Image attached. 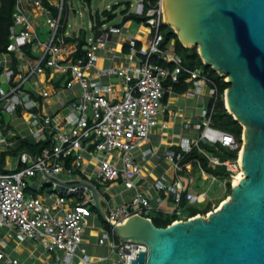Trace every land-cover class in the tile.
Masks as SVG:
<instances>
[{
    "label": "built area",
    "instance_id": "obj_1",
    "mask_svg": "<svg viewBox=\"0 0 264 264\" xmlns=\"http://www.w3.org/2000/svg\"><path fill=\"white\" fill-rule=\"evenodd\" d=\"M66 12V0H16L10 42L0 54V112L9 117L0 123V153H9L6 171L0 173V230H7V238H0V264H23L10 255L11 241L35 242L45 256L42 264H131L136 253L147 252V245L118 238L115 226L135 214L147 217L150 210L182 215L183 200L191 204L200 198L192 188L193 166L182 164L184 156L199 142L238 147L230 133L212 127L213 106L208 103L198 137L182 138L178 151L162 155L171 163L173 177L149 181L143 161L158 156L150 136L153 129L167 127L173 86L190 83L188 94H206L209 102L216 99V88L202 70L185 66L170 43L163 45L162 0H136L132 13L145 19L133 35L126 31L131 20L95 25L84 45L78 41L80 33L66 30ZM113 35L124 39L121 46L127 51L117 49ZM72 37L75 41L68 40ZM47 83L53 87H45ZM61 91L70 93L54 111L46 101ZM16 121L25 128L14 130ZM45 133L50 143L41 153L18 149L21 140L36 144ZM206 156L211 165L224 166L232 179L242 170L239 156L224 161ZM143 179L147 184L140 183ZM96 182L123 184L133 195L114 203L102 196ZM89 185L101 197L109 229L90 223L100 216ZM47 186L54 192L37 193ZM57 187L66 194L55 191ZM161 193L171 198V210H161ZM88 231L96 234L87 239ZM87 244L104 246L108 254L92 255Z\"/></svg>",
    "mask_w": 264,
    "mask_h": 264
},
{
    "label": "water",
    "instance_id": "obj_2",
    "mask_svg": "<svg viewBox=\"0 0 264 264\" xmlns=\"http://www.w3.org/2000/svg\"><path fill=\"white\" fill-rule=\"evenodd\" d=\"M162 18L182 45L197 46L203 63L230 83L224 102L243 126V176L206 216L157 227L135 214L115 233L147 245L131 264H264V0H162ZM89 187L108 224L99 193ZM55 191L66 194L63 187Z\"/></svg>",
    "mask_w": 264,
    "mask_h": 264
},
{
    "label": "trees",
    "instance_id": "obj_3",
    "mask_svg": "<svg viewBox=\"0 0 264 264\" xmlns=\"http://www.w3.org/2000/svg\"><path fill=\"white\" fill-rule=\"evenodd\" d=\"M152 3H156L157 0H149ZM16 0H0V54L2 52H6V47L10 42L9 39V28L13 23V14L15 12ZM53 11L54 8H52ZM123 19L121 21V25L126 21L131 20L132 22H136L138 25L141 23L145 17H139L129 10H124ZM115 16V8L114 6L111 9H103L102 11H96L94 14H91L92 19H94V23H96V27L106 23V20L111 19ZM105 17V19H101ZM161 32L164 35L163 45L172 42L173 50L176 54L181 56L183 60V64L189 68L200 69L205 75L212 81V86L216 88L217 96L216 99L209 102V106H213L211 125L212 127L219 129L221 131L230 133L238 147L234 150H230L226 147H223L219 144L211 145L204 142H199L198 146L193 147L192 150L186 154L182 160V164L191 163L194 170H202L208 175L214 176L219 179H223L226 182V187L228 189L229 196L231 194V181L232 174L226 170V168L222 165H211L208 157L212 156L218 158L220 161H224L226 159L235 160L238 158L243 140V126L233 117L232 114L228 112L225 107L224 102V92L230 86V83L226 81L225 75H220L217 71H215L210 65L204 64L200 55L198 54L197 46L186 47L182 45L180 40L178 39L177 34L174 30L164 22L161 25ZM83 35V36H82ZM80 45H84L86 42V37L84 34L80 35ZM161 64H164L161 62ZM0 123L5 124L6 121L3 117V114L0 112ZM49 140L47 137V133L45 136L41 138L38 143H32L28 140H21L19 150H26L32 154L41 153L42 149L49 145ZM178 151V150H177ZM15 153V152H13ZM8 152L0 153V173H4L6 171V157L8 156ZM43 190V189H42ZM41 190V192H43ZM181 206L185 208L187 206L186 202L183 200L181 202ZM212 210L211 205H208L204 211H193L188 217H194L198 214L205 215ZM162 215H167L162 212H158ZM172 218H165L160 215V217L150 218L155 226L157 227H166L179 218L176 217L175 214L171 216ZM103 228H108L109 225L102 222Z\"/></svg>",
    "mask_w": 264,
    "mask_h": 264
},
{
    "label": "rangeland",
    "instance_id": "obj_4",
    "mask_svg": "<svg viewBox=\"0 0 264 264\" xmlns=\"http://www.w3.org/2000/svg\"><path fill=\"white\" fill-rule=\"evenodd\" d=\"M67 5V12H66V30L69 33L77 32L81 34H84L86 38H89L94 33V30L92 28V18L91 14H94L96 11H102L103 9H111L113 6L115 8V16L111 19L106 20L105 25L111 26L114 24L121 23L123 19V11L129 10V12H132L133 7L136 5V0H66ZM65 15V13H64ZM63 15V17H64ZM170 26V25H169ZM171 27V26H170ZM172 28V27H171ZM138 29V24L136 22H132L129 28L127 29V32L129 33H135V31ZM173 29V28H172ZM174 30V29H173ZM83 36V35H82ZM170 47L172 46V42L170 43ZM58 79V74L55 76V80ZM63 113L66 112V109L62 110ZM3 117L6 121V123L9 121V117L6 114H3ZM17 125L12 128L16 131H21L23 128H25L24 124L21 122L16 121ZM168 163L166 167H169L171 163L169 161H165ZM168 175H172V168H169ZM186 177V174H182ZM191 175L195 178V182L192 185V188L200 194V198L191 204H187L185 207L184 213L180 216H176L178 218H186L189 214H191L193 211H204L208 205H211L212 210H215L219 207V205L229 196L226 194L228 193V189L226 187V182L223 179L217 178L216 180H212L210 177L204 174H200L198 170H194L191 173ZM235 178V177H234ZM234 178L231 181V186L233 185ZM99 192L106 195L109 198L114 197L115 195H118L117 199H122L124 197L125 199L131 198L133 195L132 190H124L122 186H117L112 190L106 191V186L110 183L105 184H99L98 182L95 183ZM43 191V190H42ZM54 192L52 187H46L45 191L43 193H50ZM121 192H123V196H121ZM37 193H42L41 190ZM90 209H92L91 206H88ZM208 214V213H207ZM205 214V215H207ZM162 217L165 218H172L168 215H162L159 214L155 210H150V212L147 214V217L155 218V217ZM103 220L100 221L102 223ZM6 229H1V234L3 235L6 233ZM92 237H94V234H96L95 231H92ZM17 244V245H15ZM33 246L36 250L34 255L31 256L28 247ZM17 248L20 250V253H15V255L18 258L24 259L26 256L28 259V262H24V264H33L30 258L35 259V264H42L45 261V256L42 254L43 250L40 246L35 244V242L27 241L24 243H17V242H10V245L8 246V250L13 254V248ZM15 248V249H16ZM13 250V251H11ZM88 251L92 255L97 256H105L108 254V250L104 246H98V245H90L88 246ZM46 256H50V253L46 254ZM23 261V260H22Z\"/></svg>",
    "mask_w": 264,
    "mask_h": 264
},
{
    "label": "crops",
    "instance_id": "obj_5",
    "mask_svg": "<svg viewBox=\"0 0 264 264\" xmlns=\"http://www.w3.org/2000/svg\"><path fill=\"white\" fill-rule=\"evenodd\" d=\"M101 19H103V17ZM95 25H97V24L94 23V19H92V28L94 31H96ZM73 33L74 32H72L71 34H73ZM127 33H129V32H127ZM129 34H131V33H129ZM132 35H133V33H132ZM68 40L69 41H75L73 37L69 38ZM111 40H112V42H118L119 41V46L117 49H119L123 52L127 51V47L125 44H123V47L121 46V44H122L121 42L124 41L123 38H121L117 35H113ZM78 41L80 43V39ZM118 62L122 63V61H118ZM49 75L51 76L50 73H49ZM56 75L57 74H53V80H55ZM183 77H184V75L181 76V78H183ZM45 87L50 89L53 87V85H52V83L51 84L47 83L45 85ZM173 89H174L175 93L169 99L170 111H169V115L166 116V119H165L167 121V127L163 130L160 128L153 129L151 132V136H150V142L155 147L158 156H148L143 161V163L145 164L144 168H143V175L147 176V179L149 181H152L155 178L161 177V176H165L168 179L173 177L174 173H172L171 176L168 175V171L170 170L169 168L171 166L166 167V165H168V163L165 162L166 160L162 157V155L167 150H169V151L179 150L178 145H179V141L182 138L195 140L198 137L199 130L197 129V125L202 123L203 112H204L205 108H207V104L209 103V97L206 94L201 95V96L188 94V92L191 91L190 90L191 89L190 83L180 82L178 84H175L173 86ZM69 93H70L69 91L59 92L58 95H54V96L48 98L46 101V105L55 111L59 107V101L65 99L69 95ZM16 145H18V144H15V146ZM148 147H149V144L146 146H143L142 149L145 150ZM135 155L140 156V152L137 151L135 153ZM12 167H15L14 160H12ZM172 172H173V170H172ZM140 183L141 184H147L146 180H144V179L140 180ZM117 186H122L124 188V190H128V188H126L123 184L111 183V184L106 186V191H108V190L110 191ZM41 194L43 196H47V194H49V193H43L42 192ZM122 194H123V192H121V196H123ZM160 195L163 198V201L160 204L161 210H168V211L171 210L173 207L171 198L166 199L165 195L162 193ZM102 196H104L105 198H107L108 200H110L114 203H120L122 201L129 199V198L125 199L124 197H122L121 200L117 199L118 195H115L112 198H109L104 194H102ZM153 205L155 207L157 206L156 203H154V202H153ZM184 210H185V208H184ZM184 210H183L182 214L184 213ZM167 215L172 216L173 214H167ZM188 218L189 217L187 216L186 218H179L178 220H186ZM101 220H102L101 217H99V219L97 218L95 221L90 220V223H91V225H93L95 228L98 229V228L103 227L102 223H100ZM178 220H176V221H178ZM0 232H1V230H0ZM91 235H92V233L88 231L86 238L88 239L89 236H91ZM3 236L7 238V233L0 235V238ZM24 242H27V241H24ZM24 242H17V243L20 244V243H24ZM15 245H17V244H15ZM90 245H93V244H89L88 246H90ZM15 248H13L14 251L11 250V251H13V254H11L10 251L9 252H10L11 256L17 257L15 255V253H20V250L18 249V247L16 249ZM27 249L29 250L30 254H32L31 256H33L34 255L33 253H35L36 249L33 246L28 247ZM95 256H97V255H95ZM28 259L29 258H27V256L24 259L19 258V260H21V261L23 260L22 261L23 264H24V262L27 263ZM30 259L33 262V264L36 263L35 259H32V258H30Z\"/></svg>",
    "mask_w": 264,
    "mask_h": 264
},
{
    "label": "bare ground",
    "instance_id": "obj_6",
    "mask_svg": "<svg viewBox=\"0 0 264 264\" xmlns=\"http://www.w3.org/2000/svg\"><path fill=\"white\" fill-rule=\"evenodd\" d=\"M227 99V98H226ZM227 105H228V101H227ZM229 106V105H228ZM242 154V153H241ZM240 156H242V155H240ZM239 162H240V164L242 163V161H241V157H240V159H239ZM241 176H243V170H241L236 176H235V178H234V181H233V184L235 183V182H237L239 179H240V177ZM239 183H237V185H238ZM225 200H227V199H225ZM217 209V208H216ZM206 216V215H205Z\"/></svg>",
    "mask_w": 264,
    "mask_h": 264
}]
</instances>
